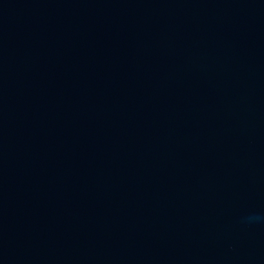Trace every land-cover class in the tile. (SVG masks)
Returning <instances> with one entry per match:
<instances>
[{
  "label": "water",
  "instance_id": "1",
  "mask_svg": "<svg viewBox=\"0 0 264 264\" xmlns=\"http://www.w3.org/2000/svg\"><path fill=\"white\" fill-rule=\"evenodd\" d=\"M264 0H0V264H264Z\"/></svg>",
  "mask_w": 264,
  "mask_h": 264
},
{
  "label": "clouds",
  "instance_id": "2",
  "mask_svg": "<svg viewBox=\"0 0 264 264\" xmlns=\"http://www.w3.org/2000/svg\"><path fill=\"white\" fill-rule=\"evenodd\" d=\"M250 220H256V221H264V216H253L249 218Z\"/></svg>",
  "mask_w": 264,
  "mask_h": 264
}]
</instances>
